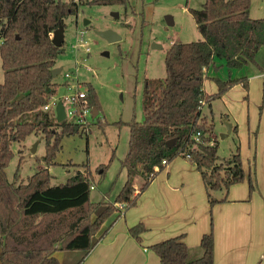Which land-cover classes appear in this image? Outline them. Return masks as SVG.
Segmentation results:
<instances>
[{
    "label": "trees",
    "instance_id": "16d2710c",
    "mask_svg": "<svg viewBox=\"0 0 264 264\" xmlns=\"http://www.w3.org/2000/svg\"><path fill=\"white\" fill-rule=\"evenodd\" d=\"M93 2L129 7V0ZM250 7L251 0H205L201 9H190L201 38L171 44L165 57L166 77L155 84L146 82L142 120L116 122L130 129L128 153L122 160L127 180L114 201L96 202L91 199L94 175L89 168L56 185L49 170V166L58 164L63 138L78 133L76 123L68 119L58 122L55 112L44 109L59 86L52 70L61 48L53 44V33L64 29L65 19L78 13V3L0 0V57L4 69V81L0 82V264H60L56 252L70 250L83 253L76 263L81 264L120 216L116 203H125V210L137 204L135 178L143 177L141 191L145 190L166 167L163 160L170 163L189 154V160L201 172L210 205L226 201L230 187L246 179L242 155L238 147L218 163L214 123L203 115L201 102L211 105L237 84L249 93L248 77H214L218 90L213 94L207 93L204 85L208 70L219 67L217 60H225L230 70L257 63V54L264 48V18L251 17ZM84 85L91 107L100 112L95 88L90 83ZM94 119L101 126L107 123L98 114ZM197 132L201 133L200 141L194 138ZM32 133L46 140V167L18 179L19 166L10 181L7 167L15 155L13 145L24 142ZM113 158L114 154L109 162ZM109 165L100 167L102 175ZM253 188L250 181L251 191ZM219 190L225 191L221 200L212 194ZM145 230L142 223L129 229L139 242ZM201 245L204 254L193 261L188 259L182 235L150 248L163 264H215L213 217Z\"/></svg>",
    "mask_w": 264,
    "mask_h": 264
},
{
    "label": "rangeland",
    "instance_id": "374dc122",
    "mask_svg": "<svg viewBox=\"0 0 264 264\" xmlns=\"http://www.w3.org/2000/svg\"><path fill=\"white\" fill-rule=\"evenodd\" d=\"M75 1L79 6L78 13L65 19L64 45L60 47L55 63L61 72L54 78L59 84L54 97L58 99L70 95L76 91L74 85L77 82L89 92L84 84L90 83L101 106L99 118L107 123L101 126L88 115L87 131L79 128L76 130L78 133L63 138L62 148L56 157L58 164L49 166V170L53 175L52 183L56 185L65 183L78 170L89 168L94 175L93 184L97 187L92 190V195L98 198L96 195L106 187L100 167L108 163L110 167L113 163L112 173L108 172L106 181L115 179L114 182H117L120 171L125 170L122 160L128 149L130 129L127 124L118 125L116 122L144 118L146 82L155 84L166 77L165 57L172 43L201 38L190 9H201L205 0H129L128 8L123 5H99L93 0ZM250 14L253 18H264V0H251ZM168 16L172 17V24L167 21ZM106 29L114 30L122 39L109 42L98 34ZM262 52L261 60L264 58ZM211 69L222 73L219 67ZM3 81L4 69L0 57V82ZM216 85L209 75L204 85L207 92L213 94ZM66 107L69 108L68 104ZM221 112H226V108L220 98L203 107V115L214 123L219 143L218 163L229 157L233 152L232 146L238 143L235 135L222 137ZM68 119L72 117L68 115ZM45 144V138L35 133L24 142L15 143V155L7 167L8 179L14 180L19 166L18 179H26L46 167L43 161ZM34 145L36 150L33 152ZM113 154L114 158L109 162ZM56 255L61 258V264H76L83 253L77 250L57 251Z\"/></svg>",
    "mask_w": 264,
    "mask_h": 264
},
{
    "label": "crops",
    "instance_id": "0c3cea01",
    "mask_svg": "<svg viewBox=\"0 0 264 264\" xmlns=\"http://www.w3.org/2000/svg\"><path fill=\"white\" fill-rule=\"evenodd\" d=\"M262 51L264 52V48L258 52L256 64L230 70L225 60H217V66L221 68L222 73L211 69L212 67L208 70V76L212 79L248 77L249 93L242 84H237L220 98L226 108V112H221L223 128H220V132L222 137H237L238 143L232 146V151L240 148L246 179L230 187L226 201L211 206L201 172L184 156H178L171 161L152 178L143 191L141 189L144 179L137 176L134 191V196H138L137 204L128 210L120 209V216L107 228L105 235L81 264H163L150 246L180 235L188 246V259H199L204 254L201 239L204 234L210 232L212 217L215 264H264V58L260 59ZM60 72L61 69L57 75ZM54 82L57 83L55 79ZM214 89L216 93L218 86ZM205 90L207 92L206 88ZM247 94L248 99L245 98ZM211 113L214 114L213 109ZM227 122L232 125L228 134ZM213 136H216V132ZM111 166L107 169L106 176L103 175L106 187L96 195L98 198H93L91 191L92 201H114L125 184L126 169L120 171L117 182H114L115 179L106 181L108 172L112 173ZM250 181L254 183L252 191ZM96 188L94 185L92 190ZM217 192L212 193L215 199L221 200L225 197L224 190ZM139 223L146 227L141 234V242L129 231L130 227ZM57 258L61 264V258Z\"/></svg>",
    "mask_w": 264,
    "mask_h": 264
},
{
    "label": "built area",
    "instance_id": "2783aa9c",
    "mask_svg": "<svg viewBox=\"0 0 264 264\" xmlns=\"http://www.w3.org/2000/svg\"><path fill=\"white\" fill-rule=\"evenodd\" d=\"M81 40H83V32H82V37ZM87 51H89V48H87ZM66 76H70L69 73L66 74ZM83 85L79 82H77L74 85V89L76 91L72 92L70 95H66L64 97H59L58 99L55 98L54 96L50 99V102L44 106V109L46 111H52L56 113V106L59 101L63 102L65 111H66V119H68V115L72 117V119H68L74 123L77 124L78 129L82 128V131H87V125H88V115H91L93 117V110L92 107L90 106V103L88 101V96L89 92L86 90H83ZM68 104L69 108L67 109L66 105ZM201 105H205V101L201 102ZM97 116V115H96ZM194 138L196 141L201 140V133L197 132L194 135ZM186 158H190V155L188 154ZM163 165H168L169 163L166 160H163ZM94 188V185L91 186V189ZM116 206L119 209L124 210L125 209V203H116Z\"/></svg>",
    "mask_w": 264,
    "mask_h": 264
},
{
    "label": "water",
    "instance_id": "95a60500",
    "mask_svg": "<svg viewBox=\"0 0 264 264\" xmlns=\"http://www.w3.org/2000/svg\"><path fill=\"white\" fill-rule=\"evenodd\" d=\"M117 17H119V14H117ZM167 21L169 22V24H172L173 23L172 17L168 16ZM98 34L100 36H102L103 38H105L106 40H108L109 42H118L122 39L121 35H119L114 30H110V29L99 31ZM64 40H65V38H64L63 28H59V29L55 30L53 33V37H52L53 44L60 48L62 46ZM59 70H60V68H58V67L53 68L52 73H53L54 77L57 75V72ZM98 113H99V110L97 108H94L93 117L95 118ZM56 117H57L58 122H62L67 117L62 101H59L57 103ZM226 126H227V134H228L232 130V125H231V123L227 122ZM76 130H78V127H76ZM168 144L171 145L172 141H169ZM31 150L34 152L36 150V145H34V147H32Z\"/></svg>",
    "mask_w": 264,
    "mask_h": 264
}]
</instances>
